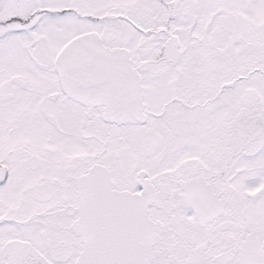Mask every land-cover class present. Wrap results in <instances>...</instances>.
Segmentation results:
<instances>
[{"label":"snow or ice","instance_id":"snow-or-ice-1","mask_svg":"<svg viewBox=\"0 0 264 264\" xmlns=\"http://www.w3.org/2000/svg\"><path fill=\"white\" fill-rule=\"evenodd\" d=\"M0 264H264V0H0Z\"/></svg>","mask_w":264,"mask_h":264}]
</instances>
